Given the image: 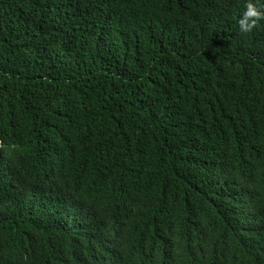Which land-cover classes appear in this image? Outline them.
I'll list each match as a JSON object with an SVG mask.
<instances>
[{"label":"trees","instance_id":"obj_1","mask_svg":"<svg viewBox=\"0 0 264 264\" xmlns=\"http://www.w3.org/2000/svg\"><path fill=\"white\" fill-rule=\"evenodd\" d=\"M264 0H0V264H264Z\"/></svg>","mask_w":264,"mask_h":264},{"label":"clouds","instance_id":"obj_2","mask_svg":"<svg viewBox=\"0 0 264 264\" xmlns=\"http://www.w3.org/2000/svg\"><path fill=\"white\" fill-rule=\"evenodd\" d=\"M261 18H264V16H262L260 9L253 3H248L246 6V11L240 16L238 20L240 32H250L255 27L257 21Z\"/></svg>","mask_w":264,"mask_h":264}]
</instances>
